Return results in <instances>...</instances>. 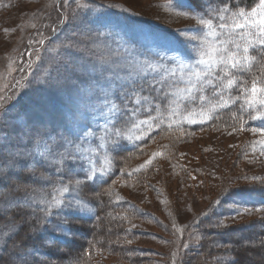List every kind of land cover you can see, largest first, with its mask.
Wrapping results in <instances>:
<instances>
[{
  "label": "rangeland",
  "instance_id": "rangeland-1",
  "mask_svg": "<svg viewBox=\"0 0 264 264\" xmlns=\"http://www.w3.org/2000/svg\"><path fill=\"white\" fill-rule=\"evenodd\" d=\"M175 3L176 0H68L67 4L64 0L0 2V214L19 205L42 210L45 205L39 203L41 198L50 200L52 195H59L54 188L85 179L82 169L76 168L75 173H69L63 165L55 163L59 160L56 153L65 152L66 141L72 142L73 151L83 153L78 163H83L85 168L94 166L99 172L107 166L110 146L133 145L138 140L135 132H126L118 144L112 143L109 120L115 122V118L111 113L101 114L100 98L103 90L113 86L116 93L121 78L126 76L130 67L129 61L159 63L161 57L175 56L191 62L195 49L180 35V30L197 25L193 20L176 17L166 10L169 4ZM77 4H87L88 7L78 8ZM164 63L174 67L173 62L165 60ZM86 65L91 69L81 70ZM257 80L259 87L264 78ZM251 86L248 85L249 90ZM235 90L238 89L232 92L236 93ZM114 96H111L112 100ZM239 102L242 104L243 98ZM120 103L119 98L117 104ZM224 109L227 108L214 112L212 116ZM187 124L197 125L199 122ZM230 129L196 136L192 144L181 148L197 158L196 166L204 174L181 176L180 173L171 182L168 192L181 198L179 204L172 202L174 207L165 206L164 193L160 191L162 184L157 181L153 185L158 188L155 191L133 188L117 192L122 199L146 210L162 226L163 231L151 225H135L133 229L149 234L136 239L135 244L156 253L165 250L174 253V247L170 248L166 243L163 227H172L175 233H179L184 226L181 223L192 220L202 211L207 200L202 193L210 194L204 186L206 176H211L218 184L226 170L238 168L240 171L235 173H245L243 177L230 181L231 184L245 183V178L250 184L253 178L262 176L264 179V155H261L260 145L255 143L264 137L240 122ZM85 131L90 133L87 140L83 139ZM100 144L104 147H99ZM204 148L209 149L201 153ZM12 159L19 163L10 165ZM36 166L51 171L44 175L26 172ZM203 175L205 179L201 178ZM32 182L37 183L38 188L20 190ZM197 186L204 187V190ZM78 193L79 190L66 193L62 199H70L73 195L79 198ZM26 195L37 202L25 201ZM237 210L243 212L244 209L238 207ZM57 212L60 210H53L52 224L59 221ZM91 213L92 209L86 204V209L75 215L87 217ZM27 216L23 217L21 224L28 223ZM16 228L14 223L0 225V256ZM56 236L64 237L55 230L48 231L50 241ZM185 243L187 247H195L198 237L190 234ZM246 243L258 244V240ZM11 247L14 246L9 244L6 251L12 250ZM35 255L27 252L11 256L4 264H23ZM238 258L243 264H264V248H246V251L239 252ZM224 261L229 262L228 259Z\"/></svg>",
  "mask_w": 264,
  "mask_h": 264
},
{
  "label": "trees",
  "instance_id": "trees-1",
  "mask_svg": "<svg viewBox=\"0 0 264 264\" xmlns=\"http://www.w3.org/2000/svg\"><path fill=\"white\" fill-rule=\"evenodd\" d=\"M258 2L259 0H227L232 10H236L237 7L250 10ZM200 3L201 0H198V3L194 5L198 10ZM212 6L223 7L224 4H219V0H212ZM250 54L257 59L253 62L252 69L242 74L244 86L247 88L249 84H252V79L264 78V54L259 50L251 51ZM82 69H91V66L89 68L87 65L82 66ZM93 69L97 70L95 65ZM119 91L120 89L113 97L116 103L120 98L117 95ZM235 91L236 93L231 92L233 97L237 96L241 90ZM152 95L156 94L152 93ZM128 107L131 108L133 105L129 102ZM240 107L241 102L233 104L213 115L212 119L204 124L178 123L173 124L172 127H169L167 111L162 107L160 115L163 123L155 122L154 127L147 134H143L142 139H138L133 145L109 147L107 166L103 167L108 168L107 175L95 181H86L79 189V198L92 209V213L87 217L74 215L70 225L71 234L67 237L59 230H55L58 235L64 237L56 236L52 238V241L49 240L48 231L54 229L52 224H45L46 230L40 229V218L44 216L41 209L19 205L15 209H10L9 212L6 210L1 213L0 225L14 223L17 228L2 248L0 264H4L11 256L25 255L27 252L31 256L33 254L39 256L35 255L33 259L29 258V261H24L23 264H243L239 262V252L246 251V248H264V179L262 180V176L256 177L257 180L253 178L255 180L252 179L251 184L247 183L246 178L245 183H230L243 177L245 172L242 170L241 175L238 168L226 170L218 184L211 176H206L207 181L204 180V186L210 194L208 196L202 193L203 197H207L202 211L192 220L181 223L184 226L179 233H175L172 227H163L164 234L167 236L166 243L170 248L174 247L175 255L166 250L156 253L153 249L134 243L136 239L143 238L147 234L133 229L135 225H151L163 231L162 226L139 205L117 195L119 190L133 188L158 190L153 186L157 181L158 184H162L160 191L164 193L165 206L172 208L174 207L172 202L175 205L179 204L181 198L168 192L171 182L176 180L180 173L181 176L204 174L196 166L197 158L183 152L181 148L192 144L196 136L234 127L236 122H240V115L245 116L244 124L252 129L264 128V120H251L247 112H240ZM151 114L157 115L154 110ZM234 115L236 119L233 118ZM141 116L147 118V113H142ZM117 126L124 127L122 123H118ZM208 149H202L201 153L207 152ZM153 153H160V155L153 157ZM148 160H151V164L146 165L145 162ZM109 164L110 167H108ZM141 165L145 166L141 168ZM96 166L100 167L98 162ZM236 170L239 171L235 173ZM50 171L48 168L39 166L31 170L26 169V172L39 175L50 173ZM201 178L205 179V176ZM36 184L27 183L20 190L24 188L35 190L38 188ZM200 188L204 190V187ZM222 189H227L233 195L228 197L226 204L217 206L215 201L223 199L220 195ZM233 200L241 201L239 209L249 208L253 211L250 214L236 215L231 211ZM256 209L261 211L257 212ZM205 212L209 215L205 216ZM27 214L29 221L23 225L22 219ZM231 216H235V220L230 219ZM218 222L225 226L217 227ZM190 234L198 237V245L195 247L184 245ZM213 236L217 238L214 239ZM249 240H258V244H244ZM9 244L14 247L6 251ZM224 259H228L229 262H225Z\"/></svg>",
  "mask_w": 264,
  "mask_h": 264
},
{
  "label": "snow or ice",
  "instance_id": "snow-or-ice-1",
  "mask_svg": "<svg viewBox=\"0 0 264 264\" xmlns=\"http://www.w3.org/2000/svg\"><path fill=\"white\" fill-rule=\"evenodd\" d=\"M64 2L67 4L68 0ZM197 3L198 0H176L174 5L169 4L166 8L176 17L193 20L197 25L195 28L180 30V35L185 37L195 49L191 54V62H185L175 56L161 57L159 63L148 60L129 61L130 67L126 76L121 78L122 83L119 85L121 103L117 104L111 99V96L115 95V86L103 90L99 110L102 115L111 113L115 118V122L109 120L111 124L109 137L114 145L125 138L126 132H135L136 139H142L143 133L151 130L155 122L163 123L160 115L162 107L167 111L169 127H172L173 124L183 122L204 123L212 119L214 112L229 108L238 103L242 97L240 112H247L251 120H264V81H261V86L258 87V80L254 78L249 90L244 86L242 79V74L249 72L257 59L250 54L251 51L258 49L264 54V0H259V3L250 10L241 7L232 10L227 0H219V4H224L223 7H213L212 0H201L199 10L194 7ZM77 7L87 8L88 5L77 4ZM165 60L173 62L174 67H168L164 63ZM234 89H241L235 97L231 95ZM129 102L133 107H128ZM153 110L157 113L156 116L151 114ZM142 113H147V118L141 119ZM233 118L237 117L234 115ZM239 119L243 126L245 116L240 115ZM118 123H122L124 127H117ZM250 130L253 133L259 132V135L264 137V128ZM89 135L90 133L85 131L83 139L87 140ZM128 138L131 136L129 135ZM255 143L260 145L261 155H264V139ZM71 145V141L65 142V152L56 153L59 160L55 163L63 165L69 173H75L76 168L82 169L85 179L61 184L54 188L59 195H52L50 200L44 197L39 201L45 205L42 208L44 216L40 218V229L46 230L45 224H52L50 216L54 214V209H58L60 212L55 214L59 215V221L52 224V227L65 237L71 234L72 217L85 210L86 204L75 195L67 200L62 199L63 195L75 193L86 181H95L108 173V168H102L97 172L94 166L85 168L83 163H78L83 153L79 150L73 151ZM99 147L104 145L100 144ZM255 150L253 145V151ZM157 155L160 153H153V157ZM17 163L19 162L15 159L9 161L10 165ZM145 164H151V160L146 161ZM144 166L141 165V168ZM220 195L223 199L215 201L217 206L226 204L228 197L233 194L227 189H222ZM24 199L32 203L37 202L28 195ZM240 203L241 201L238 200L232 201L231 210L236 211V215L250 214L253 211L249 208H244L243 212L238 211ZM255 211L260 212L261 209ZM204 215L209 214L205 212ZM229 218L235 220L236 217ZM216 226L225 225L218 222Z\"/></svg>",
  "mask_w": 264,
  "mask_h": 264
}]
</instances>
